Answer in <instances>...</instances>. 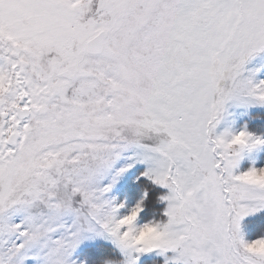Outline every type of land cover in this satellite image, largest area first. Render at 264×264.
<instances>
[{
    "label": "snow or ice",
    "instance_id": "snow-or-ice-1",
    "mask_svg": "<svg viewBox=\"0 0 264 264\" xmlns=\"http://www.w3.org/2000/svg\"><path fill=\"white\" fill-rule=\"evenodd\" d=\"M259 54L264 0H0V264H77L86 234L111 264H264L239 234L264 167L236 171L264 137L217 132L230 103L264 104ZM137 165L169 189L149 241L143 200L109 195Z\"/></svg>",
    "mask_w": 264,
    "mask_h": 264
},
{
    "label": "rangeland",
    "instance_id": "rangeland-1",
    "mask_svg": "<svg viewBox=\"0 0 264 264\" xmlns=\"http://www.w3.org/2000/svg\"><path fill=\"white\" fill-rule=\"evenodd\" d=\"M261 63H264V54H259L257 57L253 59L250 67L257 66ZM257 77L260 79H264V68H261L260 71L257 73ZM264 110V104H254L249 106L238 105L230 103L228 107V114L225 116V119L218 125L217 132L223 131L225 128H230L233 131H239L242 128H245L246 121L253 119L251 113L255 111ZM247 128V127H246ZM248 130V129H247ZM248 132L252 133L255 136L264 137L261 134H256L248 130ZM251 166H255L257 168L264 167V144L259 145L257 148L248 150L245 149L241 155V159L239 160L238 168L236 169L237 172L248 170ZM145 165H137L133 169H130L127 173L120 177L117 181L116 185L112 188L110 192V196L115 197L117 203L123 202L124 207L119 209V213L121 215L127 214V212L133 207L138 201L143 200V210L144 204L146 200L147 190L144 189L142 192H135L134 196L132 197L127 196L126 193L131 186L137 182L139 179L145 178L148 182H152L151 184L158 186L161 188L160 193L157 196V202L162 205L161 213L164 215L165 209L167 207V201L162 200L161 197L168 194L169 189L164 186L157 185L150 179L145 176H139V173L144 170ZM139 176V179L137 177ZM133 191V190H132ZM264 211V207H260L257 211L249 213L248 215L244 216L240 221V236H243L244 239H248L245 234V220L248 218L255 217L259 215L261 212ZM141 215V214H140ZM165 218L162 220L166 222L167 217L164 215ZM146 220H142L141 217L138 218V223H143ZM101 244H109L115 253L114 258H108L104 260H124L125 257L116 248L113 244L111 239H108L106 235H96V234H86V238L81 241V243L77 246V248L73 251L70 260H76L77 264H90L87 259L85 258L84 251L88 247L97 246ZM134 255L138 256L136 260V264H165L166 258H171L175 255L172 250H168L166 252H161L160 249H153L149 252L145 253H134ZM146 259H150L145 262ZM102 260V261H104ZM101 261V262H102ZM98 263V264H101ZM169 264H172L171 259H169Z\"/></svg>",
    "mask_w": 264,
    "mask_h": 264
},
{
    "label": "trees",
    "instance_id": "trees-1",
    "mask_svg": "<svg viewBox=\"0 0 264 264\" xmlns=\"http://www.w3.org/2000/svg\"><path fill=\"white\" fill-rule=\"evenodd\" d=\"M251 116L253 119L246 121L248 130L264 136V110L255 111L251 113ZM151 183L152 182H148L145 178L139 179L126 193H128L127 196L131 195L133 197L135 192L140 193L142 190L146 189L147 195L144 210L140 215L141 219L148 220L155 218L157 220H162V218H165L161 213L162 205L157 202V196L160 193L161 188ZM244 231L248 238H256L264 235V211L259 215L246 220ZM83 253L90 264H98L104 259L115 257L114 250L109 244L88 247ZM148 260L150 259H146L145 262Z\"/></svg>",
    "mask_w": 264,
    "mask_h": 264
},
{
    "label": "clouds",
    "instance_id": "clouds-1",
    "mask_svg": "<svg viewBox=\"0 0 264 264\" xmlns=\"http://www.w3.org/2000/svg\"><path fill=\"white\" fill-rule=\"evenodd\" d=\"M227 129L232 130L230 128H227ZM240 130L248 132L246 127ZM253 167L255 166H251L250 168H253ZM248 179L255 183H264V172H254L248 177ZM133 219L138 220V217L133 218ZM129 223L132 224L133 228L139 229V231L137 232V239L139 240L149 241V240L155 239L159 235L161 221L155 218L148 219L144 221L143 223H133V221L130 220ZM241 238L245 241L253 242L251 245L252 250L257 251V252L264 250V236L254 238L252 240L244 239L243 236H241ZM101 264H111V261L104 260L101 262Z\"/></svg>",
    "mask_w": 264,
    "mask_h": 264
},
{
    "label": "crops",
    "instance_id": "crops-1",
    "mask_svg": "<svg viewBox=\"0 0 264 264\" xmlns=\"http://www.w3.org/2000/svg\"><path fill=\"white\" fill-rule=\"evenodd\" d=\"M247 127V126H246ZM248 129V128H247ZM262 213V212H261ZM248 219H250V218H248ZM248 219H246V220H248ZM245 220V221H246ZM262 236H264V235H262ZM247 237V236H246ZM260 237V236H259ZM248 238V237H247ZM257 238V237H256ZM248 239H254V238H248Z\"/></svg>",
    "mask_w": 264,
    "mask_h": 264
}]
</instances>
